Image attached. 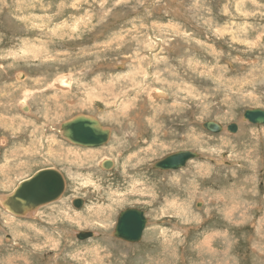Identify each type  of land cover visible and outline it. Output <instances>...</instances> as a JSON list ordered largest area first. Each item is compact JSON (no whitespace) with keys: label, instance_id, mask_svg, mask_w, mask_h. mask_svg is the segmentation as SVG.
Returning a JSON list of instances; mask_svg holds the SVG:
<instances>
[{"label":"rangeland","instance_id":"rangeland-1","mask_svg":"<svg viewBox=\"0 0 264 264\" xmlns=\"http://www.w3.org/2000/svg\"><path fill=\"white\" fill-rule=\"evenodd\" d=\"M252 108L264 110V0H0V195L43 169L65 181L35 217L0 207V264H264ZM77 115L107 143L60 137ZM183 150L199 158L153 169ZM126 208L147 219L137 243L112 236Z\"/></svg>","mask_w":264,"mask_h":264},{"label":"water","instance_id":"water-1","mask_svg":"<svg viewBox=\"0 0 264 264\" xmlns=\"http://www.w3.org/2000/svg\"><path fill=\"white\" fill-rule=\"evenodd\" d=\"M243 121L253 125H264V110L260 108L247 109L242 115ZM202 127L213 134L223 131V126L214 121H206ZM63 137L71 143L87 147L97 148L107 143L109 132L103 129L101 124L93 117L84 115L74 116L68 122L61 125ZM228 133L235 134L237 124L225 126ZM199 158V154L188 150L171 153L153 164V169L161 171H173L183 168L187 161ZM65 189V183L61 173L55 169H43L36 172L29 179L21 182L5 201L6 208L13 214H21L24 210L52 203L59 199ZM74 207L79 208L83 200L74 199ZM147 219L144 212L137 208H126L119 212L112 236L125 243H137L141 240L142 231ZM92 231L77 232V239L91 238Z\"/></svg>","mask_w":264,"mask_h":264},{"label":"bare ground","instance_id":"bare-ground-1","mask_svg":"<svg viewBox=\"0 0 264 264\" xmlns=\"http://www.w3.org/2000/svg\"><path fill=\"white\" fill-rule=\"evenodd\" d=\"M174 1V0H173ZM176 1V0H175ZM170 2V1H169ZM176 3V2H175ZM181 6V5H180ZM179 9V8H178ZM186 9V8H185ZM177 11V10H176ZM182 12H183V10H182ZM181 14V13H180ZM59 84H61V86H68V84H69V80L68 79H62L61 81H60V83ZM158 94H161V93H158ZM158 94H157V96H158ZM156 95V94H155ZM20 106H21V109L23 110V111H26V112H30V108H29V106L27 105V103L25 102V101H22L21 102V104H20ZM241 121H243V120H241ZM61 126H59V127H57V129H56V132L58 133V135L60 136V137H63V132H62V130H61V128H60ZM103 129H106V128H104V127H102ZM240 127L237 125V131H236V133L238 134L239 132H240V129H239ZM106 130H108V129H106ZM108 132H109V138H110V131L108 130ZM108 138V139H109ZM68 141V140H67ZM70 142V141H69ZM109 162L110 161H108L107 160V158L105 159H103V160H101L100 162H99V167L102 169V170H105V167H108L109 166ZM29 179V178H28ZM25 180H27V179H25ZM24 181V180H23ZM23 181H21V182H23ZM20 182V183H21ZM65 182V181H64ZM20 183H18L16 186H15V188L20 184ZM14 188V189H15ZM14 189L12 190V192L14 191ZM12 192L10 193V194H7V195H3V196H1L0 195V207H2V209H4L7 213H9V214H11V215H16V214H13L12 212H10L7 208H6V205H5V201L7 200V198L12 194ZM40 207V206H39ZM36 209V208H35ZM34 209V210H35ZM34 210H24L23 211V213H21V214H18L19 216H25V217H35L36 215H35V212H37L36 210L34 211ZM37 214V213H36ZM17 216V215H16ZM93 235H95L94 233H93ZM83 239H86V238H83ZM83 239H81V240H83ZM208 241V240H207ZM207 241H205V244L207 243ZM209 242V241H208Z\"/></svg>","mask_w":264,"mask_h":264}]
</instances>
